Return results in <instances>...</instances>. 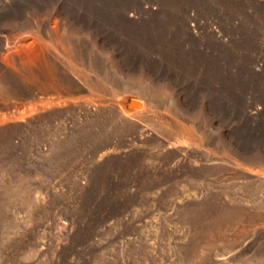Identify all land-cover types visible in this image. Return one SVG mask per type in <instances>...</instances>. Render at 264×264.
<instances>
[{
  "label": "rangeland",
  "instance_id": "1",
  "mask_svg": "<svg viewBox=\"0 0 264 264\" xmlns=\"http://www.w3.org/2000/svg\"><path fill=\"white\" fill-rule=\"evenodd\" d=\"M0 264H264V0H0Z\"/></svg>",
  "mask_w": 264,
  "mask_h": 264
}]
</instances>
